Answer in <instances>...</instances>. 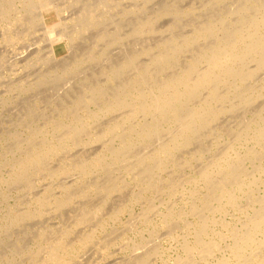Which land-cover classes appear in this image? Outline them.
<instances>
[{"label": "rangeland", "instance_id": "rangeland-1", "mask_svg": "<svg viewBox=\"0 0 264 264\" xmlns=\"http://www.w3.org/2000/svg\"><path fill=\"white\" fill-rule=\"evenodd\" d=\"M2 1L4 4V0ZM13 1L11 0L8 3L10 6L6 5V9L11 7L9 15L4 14L2 17L0 16V264H37L43 262L48 259L49 253L59 246L57 243L61 240L65 247L70 245L72 248L58 251L59 264H135L138 256L139 258L144 256L145 260H148V263L144 262L146 264H177L176 262L191 258L189 257L188 251L184 252V249H187L186 247L189 245L193 246L195 242L194 233L186 228L187 224L195 225L198 220V218L191 215V206H195L199 200L193 195L198 192L199 198L204 199L207 193V190L204 189L202 184H193L194 170L197 167L202 168L203 164L205 165L210 161L211 156L222 152L226 147L225 143H229L232 140V137H229L230 132H234V130L237 132L242 129V121L253 120L254 115L251 114L260 111V107L264 103V92H260L261 94H259L261 96L258 94L259 97L256 96L257 99L253 96L256 100L253 98L254 104L248 106V111L246 109L244 111L240 107L241 109L235 113H239L236 119L234 113H232L233 117H231V114V116L225 115L217 121L216 125L214 124L217 129L214 127L212 131L215 133L203 138V148L206 152L202 154V158L194 157L199 150L197 145H192L191 147L193 148H190L191 150L189 149L191 152L186 150V152L184 151L185 153L181 152V154L180 152H176L175 156L172 157L173 160L171 159L174 163L168 165L167 170L158 172L157 169H153L155 176L153 174L152 178L155 177L156 179L158 177L157 181L161 180L160 183H163H159L161 187L159 184H152L153 187L148 192L146 188L148 183H137L133 179L131 180L130 178L132 177L129 178L127 176L121 167L122 163L120 161L117 163L118 165H112L111 159L113 156L111 150L118 148L119 140H115L114 137H109L100 141H91V139L96 138L102 126L120 119L124 112L118 111L106 117L101 116L98 119L89 120V113L98 112L100 109V101L89 104V106H83V104L76 102V98L78 96L84 98L85 95V90L81 89L84 75H81L82 72H94L97 75L100 72L95 73L97 70L107 67L112 60H118L119 58H116L121 55L122 51H130L133 46V41L136 43H133L135 44L134 46L140 41L141 43L139 44L147 46L156 43L158 37H160V35L156 37L147 36V39L145 37V39L142 38L143 41L141 38L136 41L133 39L131 40L132 42L129 40V42L125 41L126 43H120L112 47L109 50L111 52L108 51V54L101 59L100 54L105 50V45L99 41L101 34L106 31L113 32L115 24L119 21L120 24L122 22L129 24L136 21L134 18L145 15L143 13L147 11L146 9L149 6L153 8L150 7V11L148 9L147 13L157 10L156 8L159 4H162L158 7L161 10L164 8L171 9L173 8L171 6L175 4V8L178 7L177 10L181 11L182 9L184 11V14H180L182 20L180 18L175 20L173 18L174 15H170L171 17H166L156 24L157 26L160 25L158 29L163 31L161 35L163 39L164 37H171V34H174L173 32L175 31H169L172 23H175V28L176 23L182 24L185 22V25L182 26H186L183 28L189 30L188 32L190 33L196 27L194 26L196 25L194 24L195 22L198 26L200 20L202 22L203 19L205 23L210 20L211 16L206 20L209 15H212V11L210 10L213 8H210V5H206L210 0H202L206 2L204 3L206 7L201 0L197 2L196 0H177L176 3L174 2L176 0H134L135 3L133 0H111L109 6H104L101 3L102 0H48L49 2H46L40 9L34 10L33 13L28 12L30 7L23 3L24 0ZM165 1L167 3L171 2L168 8H166L167 3ZM182 1L184 2L182 3ZM180 2L183 6H181L182 4ZM231 2L233 0L223 1L219 7V11H221V8L223 12L227 11L225 8L229 9ZM11 3L14 5H11ZM133 3L138 4L134 5ZM199 3L203 7H200ZM117 4L118 6H116ZM190 4H192V7ZM163 5L164 8L160 7ZM193 6L194 8L198 7V9H194ZM137 7L138 11L142 10V14L136 10ZM134 8L136 13L134 15L128 14L127 16V13L121 12L122 9L134 10ZM118 9L119 12L117 11ZM187 10L189 12L191 11V14ZM201 12H207L203 14L204 18L199 17L202 16ZM104 13L106 15L108 14L107 17L111 15L108 19L112 21H109L111 22L109 24L107 23L108 26L104 24L93 28L83 25L84 18L90 14L99 15ZM187 15L191 16L192 20L198 19V17L200 20H195V22L193 20L191 22V17L189 18ZM170 20L173 21L171 22ZM189 25H191V28H187ZM128 26L125 30H129ZM180 26L176 25V28L178 27L177 30L182 29L179 32L177 31V33L180 34L183 32L184 35H187V30H183ZM174 35H177L176 32ZM200 43L207 44L203 40ZM198 45L200 46V44ZM143 46L139 45L138 47L144 49L145 47ZM124 47L126 48L122 50ZM128 47L129 50L127 49ZM147 47L149 48L150 46ZM54 48H56L57 59L52 60ZM193 52L194 49L193 51L189 50L188 53L186 52L187 54L185 53V55L180 57V61L184 57H188L185 61L190 60L189 58L194 54ZM94 59H97V61ZM77 61H81L80 68L83 70L81 72L78 71L80 75H74L72 72L64 73V69H68ZM259 75H261L259 79L263 80L264 72L259 73L258 77ZM258 77L250 85H257V82H259ZM104 78L102 77L100 82ZM64 87H68L67 89L70 88L72 91L69 96L67 95L68 97L61 95V90L62 94L65 91ZM55 91L58 92L56 93ZM87 101L90 102L89 99ZM82 107L86 108L82 109ZM257 107L258 109H256ZM252 108L254 109L252 110ZM62 111H65V113H62ZM79 119L84 120L86 123L85 127L82 126V122ZM222 120L224 121L222 122ZM68 126L80 128L84 131V135L82 136L83 141L81 143L77 141L76 145H74L72 140L66 139ZM240 143L236 144L237 147L235 148L237 150L234 153L237 152L235 154L232 153V156L233 158L240 157L239 159L242 160L247 158L246 161L244 160L245 162L243 161L244 164L241 170L244 174H250L254 167L253 173L255 175L252 176L256 179L252 178L251 175L248 178L251 181L244 178L245 183L243 185L247 187L245 188L243 186L242 192H237L241 198L237 204L240 205L241 203L242 209H239L240 206L239 208L236 207L237 205L235 204L236 206L225 208L226 211L224 209V211L212 217L213 219H218L216 220L217 224L215 226L213 225L214 229H216L215 231L226 234L223 237L228 236V240L224 239L226 241L223 243L216 238L220 246L216 248V251H220L218 253L214 251L215 255L213 258H207V261H201V257L199 258L198 254L195 253L193 256L195 259H192L193 257L191 258L192 261L188 259L189 264L191 262L194 264L195 261L198 262H195V264H219L217 260H221V257L224 256L222 252H224L228 244L233 243L229 239V233L223 230L221 224L225 220V223L227 224L228 222V225L231 227L240 228L242 223H245L247 218L253 215L252 209L250 210V208H259V205H253V202L262 196L264 197V176L261 174V172L264 173V159L261 160V163L258 157L251 155L248 153L249 151L247 152L246 149L250 147H254L253 149L250 148L251 151H256L253 143L247 144L242 141ZM149 145H151L150 142L142 144V149L140 148V150L146 151ZM208 147H211V149L209 148V150ZM192 151H194V154ZM188 152L193 156L191 157ZM254 152L253 154L257 153ZM33 153H35V158L36 154H43L45 157L40 161V165L35 164L30 168H26L24 172L20 166L21 162ZM248 158L254 164L247 161ZM88 159L103 161L104 167L112 169L110 174L111 177L113 176L111 178L112 181H119H117L119 184H115L117 189L113 187L112 190L111 188L110 193L99 189L102 185L100 182L103 178L105 179L106 169L97 166L98 163L91 169L75 166L76 162ZM196 160L198 162L201 161L199 162L200 164L198 162L196 164ZM106 161L109 165H105L107 164ZM258 162H260V167ZM241 163L240 166H242ZM255 166L261 170L255 169ZM246 170L249 172L247 173ZM258 174L260 177H258ZM261 179L263 181L262 183L260 181ZM169 181L173 182L175 186L179 185L177 186L178 190L176 189L177 191L172 193L173 195L171 193L166 194L167 192L165 191L168 190L167 185H169ZM177 182L180 184H177ZM247 182H252L253 185L251 183L247 185ZM254 184L257 186L259 184V186L256 187ZM155 186L160 187L157 188L158 195L154 191ZM149 187L150 185H148ZM143 188L144 191H142ZM248 190L252 191L248 192ZM191 191L194 192L193 195ZM74 193H78L79 195L69 202L71 195ZM250 196H252L251 199ZM247 197L249 198L247 199ZM193 200L197 201L194 202ZM245 200H253V202L248 204L249 208L246 204L248 201L246 202ZM61 202H64L65 205L61 206ZM98 206L102 208L99 209V211L101 210L100 212L97 209ZM197 206H200V204ZM243 206H245V209ZM81 208L93 212H90L91 215H89L92 219L91 221L87 219V222L81 223L75 220V217L79 213L77 211H80ZM119 208L123 210L120 211L118 210ZM146 214L147 216H145ZM246 214L248 215L247 218ZM221 219L224 220L221 221ZM87 236H89L88 238H92V240L84 245L83 242ZM64 237L65 240L63 239ZM147 246L151 249H147ZM152 250H154L156 255L160 256H156L153 253L151 257ZM147 253L150 255L147 256ZM185 260L182 261L183 264L188 263Z\"/></svg>", "mask_w": 264, "mask_h": 264}, {"label": "bare ground", "instance_id": "bare-ground-1", "mask_svg": "<svg viewBox=\"0 0 264 264\" xmlns=\"http://www.w3.org/2000/svg\"><path fill=\"white\" fill-rule=\"evenodd\" d=\"M10 1L4 0V4L2 0L0 1L1 17L4 14L9 15L11 7H9V9H6V5H8ZM15 1L17 2L23 0H14L13 2ZM197 1L198 0H196V2ZM223 1L225 2V0H210L209 2H207L206 5L207 6L210 5L211 6L210 8L213 9L210 10L212 11L211 13L212 15H209V17L206 18L207 20L211 16L210 20H208L206 23L202 18H201L202 19L201 22L199 17H203L204 16L203 14H206L208 11L204 13H202L203 12L202 11L201 12L202 16H199L198 19L195 17L196 19H193L194 20L193 21L192 17L188 16L189 13L191 14V11L189 12L187 10L189 12L187 16L189 18L191 17L190 18L191 22L192 21L195 22V20H200L199 24L201 25L198 24L197 26V23L195 22L194 24L196 25L194 26L196 27H194L190 33L188 32L189 30L186 29L187 35H184L183 32L179 34L177 33V31L179 32L182 30L180 29V27L182 28L186 27V26H182L185 25V22H183L184 24L176 23L177 26L181 25L179 27L180 30H177L178 27L176 28V25L174 28L175 23L174 24L172 23L170 27L168 25L169 31L172 32L175 31L177 35H174L175 32H173L174 34H171V37H167V38L164 37L165 40L161 37L163 31H160V29H158L160 25L158 24L159 26H157L156 24L160 22V20L166 17H171L170 15L176 16V17L173 16L175 20L179 18L181 19L180 16L184 14L183 13L184 11H182L181 8H179L181 9V11L177 10L178 7L175 8L176 7L175 4L171 6L173 7L171 9H165L164 5L160 6L164 8L161 10L158 7L159 5L162 4H159L156 8L157 10L155 11L151 10L152 12L147 13L148 9L152 7L149 6L146 9L147 11L143 13L145 15L139 16V13L142 14L141 13L142 10L138 11L137 10L138 7H137L136 10L139 12V13L137 12L138 13L137 15L139 17L135 15L136 17L134 18V20L136 19V21L132 22L133 19H131L132 23L129 24L128 23L124 24L123 22H122L123 24L122 23L120 24L119 21L117 24L114 23L115 24L114 30L112 28L113 32L106 31L105 33L101 34L99 41L105 45V50L100 54V58L102 59L103 57H105L108 54V51L112 47L120 43H124L125 41L127 42L128 40L131 41L134 39L136 41L137 39L140 38L142 40V38L144 37L147 39V36L156 37L157 35H160L162 40L160 41L161 38L158 37L159 41L157 40L156 43H153V45H147L150 46L149 48L145 45L146 44L145 42H144L145 46H143L142 44H139L141 43L140 40H139L140 42L137 41L139 42L137 45L138 46L141 45L145 47L144 49H141V47L139 48L137 45L134 46L136 43L133 41V43L135 44L132 43L134 47L130 46L132 48V49L130 48L131 49L130 51H122L127 46L122 48V50L119 49L122 52L121 55H119V57L116 58V59L119 58L118 60L115 61L112 60L107 67H103L102 69L97 71L95 70L96 71L95 73L100 71L98 72L99 75L97 74L98 76L94 74V72L89 73L88 71H86L87 74L85 72L81 73V75L84 74L83 84L81 89L85 90V95L84 98L82 96H78L76 98V102L78 104H83V106H89V104H94L95 102L100 101V109L98 110V112L89 113V120L98 119L101 116L106 117L107 115H110L112 113L113 114L117 113L118 111L124 112V114L120 119L102 126L99 133L96 135V138L93 140L91 139V141H100L109 137L112 138L114 137L115 140H119L118 148H114L111 150L113 156L111 159L112 165H116L120 161L122 163V165L121 163L120 165L124 169L127 176L129 178L132 177L130 178L131 180L133 179V181H136L137 183H143V184L148 183L146 187L147 192L149 189H152L154 184H159L161 182V180L157 181L158 177H156V179L155 177L152 178L153 174L155 176V173H153V169L154 170L157 169L158 172L167 170L168 165L170 164L172 165L174 163V161H171V159L172 157L175 156V153L180 152L181 154V152L185 153L186 151H190L191 150L190 148H193L191 147L192 145L193 146L197 145L199 150L196 152V155L194 157L196 158L201 157L202 154L206 152L203 148L204 146V144L202 143L203 138L208 135L211 136L212 133H215L212 130L214 127H216L215 125L217 124V121L220 118L224 117L225 115L228 116L230 114L232 115V113H234V117L236 119L239 113L237 114L235 113L238 112L239 109L242 108L244 109V111L245 109L247 110L249 108L248 107L249 105L251 106L252 104H254L253 98L255 97L257 99V97H259L258 94L260 92L261 93L264 92V79L263 80L259 79L262 74L259 75L258 77L259 73L264 72V0H233V2H231L230 5L231 7L229 9L225 8V10H227L225 12L222 11V8L221 11H219V7ZM46 2L49 1L24 0L23 3L30 7V10H28V12L33 13L34 10H38L42 6H44ZM174 2L176 3L177 0ZM183 2L184 1H182V3ZM101 3L104 6H109L111 0H102ZM165 3H167V1H165ZM204 3L206 2H203V4ZM12 4L13 3H11V5ZM169 4H171V2L167 3V7L166 5L165 7L168 8ZM179 4L178 6H180ZM192 4H190L191 7ZM199 4L200 7H203L201 3ZM206 5L204 4L205 7ZM116 6H118V4ZM181 6H183V4ZM200 7L199 9H201ZM195 8L198 9V7ZM117 11L119 12V9ZM121 12L127 13V16L128 14L134 15L135 8L134 10L122 9ZM193 12L195 13V11ZM107 15L106 13L99 15L90 14L89 16L84 18L85 21L83 25L93 28L104 24L107 25V23L108 24L111 23L109 21H112L108 19V17H110L111 15L108 17ZM114 18L112 19L114 20ZM181 20L180 22H182ZM170 21L172 22L173 20ZM186 21L188 20L186 19ZM191 22L189 21L190 24H192ZM127 25H129L130 27L128 26L129 30L126 29L127 30L126 31L125 28L127 27ZM190 26L191 25L187 26V28H189ZM184 28L183 30H185ZM202 40L206 41L207 44L200 43V41ZM198 44H200V46L202 44V46L200 47ZM127 49L129 50V47ZM193 49H194L193 52L194 54H192L191 57L189 55L190 60L185 61V59H188V57H184V59L180 61L181 59L180 57L182 55H185L186 52L188 53L189 50L193 51ZM52 55H53L52 60L57 59L56 48H54ZM95 61H97V59ZM80 64L81 61H77L74 65H72L68 69H64L65 71L64 73L72 72L74 73V75L77 74L80 75L79 73L83 71L80 68ZM102 77L105 78L102 82H100V79ZM257 77L259 80V82H257V85L255 86L250 85V83L256 80ZM68 87L66 88L64 87L65 91H63V94L61 90V95L68 97L72 93L70 88L67 89ZM56 93H54V95ZM90 93L91 95H89ZM87 99H89L90 102H88ZM263 104L260 107V111H257L255 113L253 111L254 114H251L254 115L253 120L251 119L245 122L242 121L243 123L239 121L240 123H242L241 125L242 129H240L237 132L236 130H234V132H230L229 137H232L231 138L232 140L229 139L231 141L229 143L226 142L228 144L225 143L226 147L222 150V152H220L219 154L217 153L218 155L214 154L213 156H211V158L209 156L210 161H208L207 158L208 161L207 164L205 165L203 164L204 165L203 166L201 163L202 168L197 167V169L194 170L195 174H194V178L192 179L193 184H198V185L202 184L204 186V189L207 190V193L205 195V198L201 199L199 198L198 192L193 195L194 192L191 191V194L200 200V202L199 200L198 201L195 200L197 201L196 205L195 206L193 205V207L191 206L192 208L191 215L198 218L197 222L195 223V225L187 224L186 227L187 229H190L192 233H194L193 235L195 242L193 246L185 245L187 241L185 242V244H183L187 246L186 247L187 249H184L185 247L183 248L184 252L188 251L189 257L191 258L195 255V253H197L199 258L201 257L202 259V260L200 259L201 261L204 260L207 261V258H211V257L213 258V256L215 255L214 251H216V248L220 247L219 243H217L218 241L216 240V238H218L222 243L228 240L227 239L228 236L223 237V235L226 234L215 231L216 229H214V226L217 224L216 220L218 219H213L212 217H215L217 213L224 211L225 208L226 209L228 207L230 208L235 204L237 205V206L235 205L236 207L239 208L240 206L239 209H242L241 208L242 204L241 203L240 205L237 204L241 199L240 196H238V193L239 192L241 193L243 190V186H244L243 184L245 183L244 178L248 179L252 175L253 176L255 175V173H253L254 167L252 172H250V174L248 173L249 171L247 172V170L246 172L248 174H244L243 171L241 170L242 169L241 167H243V164L247 158L244 157L245 159L243 160L239 159L240 158L239 156H238L239 158H233L232 153H234V151L237 150L235 148L237 147L236 144L240 143L241 141L246 142L247 144L253 143L256 149L255 152L257 153L253 154L254 150L252 151L250 150V148L253 149L254 147L253 148L250 147L249 149H246L247 152L249 151L248 153L254 155L255 157H258L260 162L261 160L264 159V105ZM85 108L86 107H82V109ZM253 109L254 108H252V110ZM256 109H258V107ZM62 113H65V111H62ZM231 117H233V115ZM75 118L78 119L77 117ZM80 121L82 122V126L85 127L86 123L84 122V120L81 119ZM223 121L224 120H222V122ZM83 135H84V131L82 129L73 128V126L67 127L66 139L72 140L74 145H76L77 141L79 143L83 141L82 138ZM74 138L76 139V141ZM92 138L94 137L92 136ZM147 142H150L151 144L149 145L150 149L148 148L146 151H141L140 148L142 149V144ZM209 148L211 149V147H208V149ZM143 150L145 149L143 148ZM216 150L219 151L218 149ZM192 152L194 154V151ZM246 154L245 156H247ZM192 156L193 155H191V157ZM44 157L45 155L43 154L41 155L36 154V158H35V153L28 155L27 158L23 159V161L21 162L20 165L21 169L25 172L26 168H30L35 164L40 165V161ZM247 161L251 162L250 158H248ZM197 162L198 161L196 160V164ZM260 162H258L259 167H260ZM106 163L107 164L105 165H109L107 161ZM240 163L242 164V166H240ZM251 163L254 164L253 162ZM75 164H76L75 166L85 167L86 169H91L93 166H96L97 164V166L106 169L105 179L104 178L102 179V181L100 182V184L102 185L101 188H99L104 192L110 193L111 192L110 189L112 188L113 190L115 184L116 185L119 184L118 180H117L118 182L116 180L112 181L111 178L113 176L111 177L110 175L112 169L108 167H104L103 161L100 160L93 161V159L92 160L88 159V160L76 162ZM175 164L177 165L176 162ZM177 166L179 167V165ZM244 168L246 167L244 166ZM256 168L257 167L255 166V169ZM256 173H258V171H256ZM259 174L258 177H260ZM261 174L264 176L263 172H261ZM253 176L252 178H255ZM171 181H169V185H167L168 190H165L167 192L166 194H170V193L172 194L174 191L178 190L177 186L179 185L177 184L180 183L177 182L176 184L177 186H175V184ZM260 181L261 183L263 182L262 179ZM190 182L188 183L190 184ZM250 183L251 185H253L252 182H247L246 184L250 185ZM148 185H150L149 188ZM258 186L256 185V187ZM160 187L155 186L154 188L157 189ZM115 188L117 189V186ZM155 189L154 191L157 192L158 189L157 190ZM142 191H144V188ZM249 191L252 190H248V192ZM78 195H79L78 193L72 194L69 202H71L72 199ZM252 196H250V199L252 198ZM248 198L249 197H247V199ZM258 199L257 201L254 202L253 200L252 201L247 200L248 201V203H246L247 206L248 204H250V202H253L254 203L253 205H259V208L258 209L250 208V210L252 209L251 211L253 212V215L248 217V215L246 214V218L248 217L247 221L245 223H242L240 228L234 226L231 227L230 225H228V222L226 224L225 220L221 219V221L224 220L225 223V224L222 223L221 227H223V230H226V232L229 233V239H231L232 241L231 240L230 241L233 243L228 244L227 247L224 249V252H222L224 253V256L221 257L222 258L221 260L219 261L217 260L219 264H264V197L262 196L261 198ZM199 204L200 206H197ZM60 205L63 206L65 205V203L61 202ZM243 207L245 209V206ZM97 209L99 211V209L102 208L101 206L100 207L98 206ZM120 209L121 208H119L118 210ZM77 212H79L78 215L75 217V220L77 222L83 223V222H87V219H90V221L92 220L89 216L91 215L90 212L92 211H89L85 208H81V210L80 211L78 210ZM145 216H147V214ZM168 216H170V214H168ZM88 237L89 236L86 237L87 239L85 238L83 242L84 245L88 244L92 240V238H88ZM63 239L65 240V237ZM224 239L226 240L224 241ZM57 245L59 246L55 248L54 251L49 253L48 259H46L43 262H39L37 264H59L60 260H59L58 251L68 250L72 248L70 247V245H67L65 247L62 240L58 242ZM146 248L148 249L149 247L147 246ZM219 251L216 252L218 253ZM153 253L154 250H152L151 255L149 253H147L146 255L147 256L150 255L152 257ZM156 256H160V255H156ZM191 258H187L186 260L188 261V259H190V261H192V259H195V257H193L192 259ZM136 260L137 261H135V264H142L144 262L148 263V260L147 259L145 260L144 256L140 258L138 256ZM182 261L176 263L183 264ZM187 264H189V261ZM190 264H192V262Z\"/></svg>", "mask_w": 264, "mask_h": 264}]
</instances>
